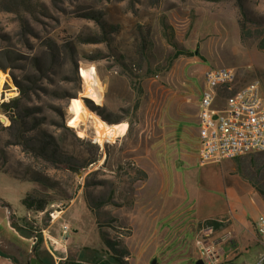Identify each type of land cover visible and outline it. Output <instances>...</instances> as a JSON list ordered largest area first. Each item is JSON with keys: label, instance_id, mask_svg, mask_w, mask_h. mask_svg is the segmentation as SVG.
<instances>
[{"label": "rangeland", "instance_id": "374dc122", "mask_svg": "<svg viewBox=\"0 0 264 264\" xmlns=\"http://www.w3.org/2000/svg\"><path fill=\"white\" fill-rule=\"evenodd\" d=\"M262 38L264 0H0L8 103L22 85L12 110L29 115L25 138L50 134L74 168L0 131V261L117 264L125 250L121 264H194L198 220L244 187L264 200V152L199 166L197 117L208 68H233L235 89L257 80L264 99ZM81 66L101 87L100 105L80 99L86 110L127 125L112 143H96L89 119L69 124ZM29 187L50 198L43 212L22 207Z\"/></svg>", "mask_w": 264, "mask_h": 264}, {"label": "built area", "instance_id": "2783aa9c", "mask_svg": "<svg viewBox=\"0 0 264 264\" xmlns=\"http://www.w3.org/2000/svg\"><path fill=\"white\" fill-rule=\"evenodd\" d=\"M236 80L233 68L215 67L211 68V74H203L197 115L199 166L264 152V99L260 84L254 80L235 89ZM6 86L5 82L0 91V131L10 114L1 107L8 103ZM50 217L54 218L52 214ZM254 230V240L263 250L257 264H264V215L257 218ZM229 236L228 233L227 241L231 239ZM195 244L204 264H217V249L206 241V236L197 239Z\"/></svg>", "mask_w": 264, "mask_h": 264}, {"label": "crops", "instance_id": "0c3cea01", "mask_svg": "<svg viewBox=\"0 0 264 264\" xmlns=\"http://www.w3.org/2000/svg\"><path fill=\"white\" fill-rule=\"evenodd\" d=\"M11 179L20 184H30L29 182H19L13 178ZM30 189L31 187L23 192L22 197ZM238 194H229L232 203H227L223 210L216 215H209V217L198 220L195 229L189 230L194 239L196 238L194 241L195 248L192 251H188V256L193 262L199 259V252L195 242L197 238L206 236V241L213 243L217 249V264L258 263L263 250L254 240V224L258 217L264 215V200L257 192L246 187L238 190ZM2 204L4 203H1V207H3ZM5 207L7 210L9 209L7 205ZM9 228L12 229L10 225ZM228 233L231 239L227 241L226 237ZM173 256L176 257L175 254ZM0 263L13 264L12 259L9 257L2 258Z\"/></svg>", "mask_w": 264, "mask_h": 264}, {"label": "trees", "instance_id": "16d2710c", "mask_svg": "<svg viewBox=\"0 0 264 264\" xmlns=\"http://www.w3.org/2000/svg\"><path fill=\"white\" fill-rule=\"evenodd\" d=\"M258 48L262 51H264V38H262L258 43ZM182 54L181 52H177V55ZM17 88L19 89V98H14L11 102L7 104H3L1 107L3 111L9 112V118H7V125H4L2 128L3 130L6 129H13L15 133L12 135L14 138L15 144H23L25 147L28 148V151L33 153V155H37L39 157H42L44 160L52 162L56 165V163L59 164H65L66 169L70 171H74L73 166L71 165L69 160H61V155L59 154V146L54 141L52 136L46 132H43L41 136V140L37 142H32L30 139H26L24 133L22 130L25 128L27 122H25V119L29 117L27 115V112L22 110L20 114H14L13 110L14 107L18 106V103L20 102L21 98H24L27 96L28 91L24 89V87L20 84H17ZM36 143V144H34ZM92 162L84 164L82 166L83 168ZM19 182L21 180L17 178H13ZM39 184H45L43 180L40 179H34ZM260 193V192H259ZM261 195H264L263 193H260ZM51 200L47 195H44L40 193L39 191L32 189L29 192L25 193L24 196L21 198V205L26 211H33V212H43L46 207L50 204ZM11 218H9V221ZM10 227L13 228L17 232V228L13 225V223L10 224ZM109 247L115 251V249L109 245ZM116 253V251L114 252ZM127 255V252L125 250H121L120 253H118V256H115L113 258L114 262L117 264H121V257Z\"/></svg>", "mask_w": 264, "mask_h": 264}, {"label": "bare ground", "instance_id": "6f19581e", "mask_svg": "<svg viewBox=\"0 0 264 264\" xmlns=\"http://www.w3.org/2000/svg\"><path fill=\"white\" fill-rule=\"evenodd\" d=\"M204 74H211V68L205 70ZM79 76L81 78V89L78 94V99H72L69 104V112L71 118L70 125H74L78 121L91 120L94 128V140L98 145L104 143H112L116 138L122 137L127 132V125L120 124H107L103 122L95 114L90 113L83 106L81 98H86L93 101L96 105L101 104V90L98 81L94 78L93 70L90 66H81L79 68ZM7 75L0 71V91L5 84Z\"/></svg>", "mask_w": 264, "mask_h": 264}, {"label": "water", "instance_id": "95a60500", "mask_svg": "<svg viewBox=\"0 0 264 264\" xmlns=\"http://www.w3.org/2000/svg\"><path fill=\"white\" fill-rule=\"evenodd\" d=\"M178 164H179V162L176 165H178ZM2 206H6V205L5 204H2ZM30 264H37L35 262V259L34 258H32L30 260ZM150 264H155V259L154 260H151ZM194 264H204V262H203L202 259H197Z\"/></svg>", "mask_w": 264, "mask_h": 264}]
</instances>
